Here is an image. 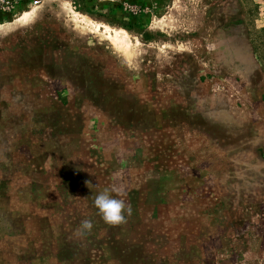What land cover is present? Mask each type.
<instances>
[{
	"label": "rangeland",
	"instance_id": "rangeland-1",
	"mask_svg": "<svg viewBox=\"0 0 264 264\" xmlns=\"http://www.w3.org/2000/svg\"><path fill=\"white\" fill-rule=\"evenodd\" d=\"M0 264H264V0H0Z\"/></svg>",
	"mask_w": 264,
	"mask_h": 264
},
{
	"label": "clouds",
	"instance_id": "clouds-1",
	"mask_svg": "<svg viewBox=\"0 0 264 264\" xmlns=\"http://www.w3.org/2000/svg\"><path fill=\"white\" fill-rule=\"evenodd\" d=\"M88 186L90 188L92 187L91 182H88ZM113 192H115V189L106 187L95 196L93 203L97 209V215H99L106 224L118 226L127 222L126 216L131 215L132 209L124 199L113 196ZM92 228L93 223L91 220H82L75 235L84 236L90 233Z\"/></svg>",
	"mask_w": 264,
	"mask_h": 264
},
{
	"label": "bare ground",
	"instance_id": "bare-ground-1",
	"mask_svg": "<svg viewBox=\"0 0 264 264\" xmlns=\"http://www.w3.org/2000/svg\"><path fill=\"white\" fill-rule=\"evenodd\" d=\"M82 21L86 22V23L89 22L88 19L85 16H82ZM104 32L109 37H111L114 41H117V42H120L121 39L126 38V35H127V33L125 31H123V30L112 31V29L109 26H107V25H104Z\"/></svg>",
	"mask_w": 264,
	"mask_h": 264
}]
</instances>
